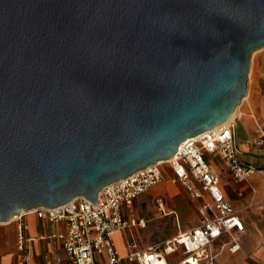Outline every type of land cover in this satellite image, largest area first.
Wrapping results in <instances>:
<instances>
[{
    "label": "water",
    "instance_id": "1",
    "mask_svg": "<svg viewBox=\"0 0 264 264\" xmlns=\"http://www.w3.org/2000/svg\"><path fill=\"white\" fill-rule=\"evenodd\" d=\"M263 46L264 0H0V223L226 122Z\"/></svg>",
    "mask_w": 264,
    "mask_h": 264
},
{
    "label": "built area",
    "instance_id": "2",
    "mask_svg": "<svg viewBox=\"0 0 264 264\" xmlns=\"http://www.w3.org/2000/svg\"><path fill=\"white\" fill-rule=\"evenodd\" d=\"M234 122L203 138H189L182 142L171 161L175 181L180 180L193 196L202 199L200 212L203 224L195 229L180 232L159 244L143 245L134 231L147 225L146 218L131 214L135 201L157 186L166 176L159 164H152L134 174L104 187L98 193V205L79 195L68 203L51 208L41 205L22 211L13 218L17 223V247L23 264H41L36 261L35 245L52 241L65 252L46 253L42 264H215L221 251L237 253L242 246L239 234L244 232L243 220L226 199L221 177L214 170L207 154L221 156L232 171L235 181L247 180L255 171L238 150ZM202 185L209 199L194 191L195 183ZM160 209L166 212L164 202ZM175 212V211H172ZM176 213V212H175ZM42 221L45 231L30 234V215ZM56 225V229L54 226ZM116 231L127 232V251L122 255L115 239ZM219 247V248H218ZM1 264V263H0Z\"/></svg>",
    "mask_w": 264,
    "mask_h": 264
},
{
    "label": "crops",
    "instance_id": "3",
    "mask_svg": "<svg viewBox=\"0 0 264 264\" xmlns=\"http://www.w3.org/2000/svg\"><path fill=\"white\" fill-rule=\"evenodd\" d=\"M254 81L253 87H249L248 101L242 108L238 120L234 122L233 129L242 158L253 165L255 171L246 183L235 181V184L227 179L223 183L220 175L226 199L238 211L245 225L244 232L239 234L241 250L235 254L228 250L221 251L217 258L218 262L223 255L228 256L227 264H264V221L259 218V215L264 216V86L262 87L264 78L257 74ZM34 218L42 222L34 215L33 218L29 216L30 234L39 235L43 233L40 232L39 225L38 229L32 232L31 219ZM243 236L247 239H241ZM4 244L5 238L0 231V263L23 264L22 253L17 247V238L15 246L14 242L12 244L8 242L6 252L2 254ZM46 253L61 254L65 257L64 251L56 243L38 242L35 245L37 263L44 262Z\"/></svg>",
    "mask_w": 264,
    "mask_h": 264
},
{
    "label": "rangeland",
    "instance_id": "4",
    "mask_svg": "<svg viewBox=\"0 0 264 264\" xmlns=\"http://www.w3.org/2000/svg\"><path fill=\"white\" fill-rule=\"evenodd\" d=\"M257 74L264 78V46L255 50L252 55L248 80V95L244 97L242 103L237 107L239 110L233 122H235L236 119L238 120L242 108L247 103L249 87H253ZM263 86L264 83L262 82V87ZM207 157L212 163L214 170L223 178V183H225L226 179L230 180L231 183H235L232 171L221 156L214 157L212 154L208 153ZM161 168L166 171L165 178L150 191L141 195L135 201L132 210L128 211L131 214L135 213L146 218V227L134 231L135 234L140 237L141 243L146 246L159 244L165 240L171 239L175 237L180 230L187 231L198 228L203 224L205 218L199 209L203 202L202 199L195 198L193 196L194 192L188 189L180 180L175 181V174L171 163L162 164ZM247 181L248 180L238 183H246ZM194 183V191L203 193L205 198L209 199L210 197L205 193L202 185L196 182ZM160 202H164L166 212L160 209ZM172 211L176 213H170ZM259 218L264 221L263 215H259ZM10 222L12 223L0 226V231L5 238L4 249L1 251L2 254L6 252L5 250L8 246V242L9 244L14 242L13 245L15 246V240L18 234L17 223L13 221ZM31 225L32 232H34L36 228L38 229V225L40 232L45 231L44 224L35 218L31 219ZM120 235L122 240L121 243L126 253L127 232L121 231ZM241 239L245 240L247 237L243 236ZM2 241L4 243V239H2ZM228 261L229 257L223 255L221 260H218L219 263L216 260L215 264H227ZM124 264L136 263L126 260ZM202 264H206V262Z\"/></svg>",
    "mask_w": 264,
    "mask_h": 264
},
{
    "label": "bare ground",
    "instance_id": "5",
    "mask_svg": "<svg viewBox=\"0 0 264 264\" xmlns=\"http://www.w3.org/2000/svg\"><path fill=\"white\" fill-rule=\"evenodd\" d=\"M238 110H239V109H237V110L233 113V115H232V116H231L226 122H224V123H222V124H220V125H217L216 127L212 128V129H210V130H207V131H205V132H203V133H201V134H199V135H197V136H194L193 139L199 140V139L203 138L206 134H209V133L212 132V131H219L220 129H222V128L228 126L229 124H231V123L234 121V119H235V117H236V115H237V113H238ZM174 159H176V155H174L173 157H171L170 159H167V160H160V161L157 162L156 164L162 165V164L170 163V162L173 161ZM29 212H30V213H33V210H30ZM170 213H173V212H170ZM30 216H31V218H33V215H32V214H31ZM10 223H12V222L0 223V226L7 225V224H10ZM120 232H121V231H116V232H115V239H116V243H117V246H118V248H119L121 254H122V255H125L124 246H123V244L121 243L122 240H121ZM158 264H165V262L162 261V262H160V263H158Z\"/></svg>",
    "mask_w": 264,
    "mask_h": 264
}]
</instances>
